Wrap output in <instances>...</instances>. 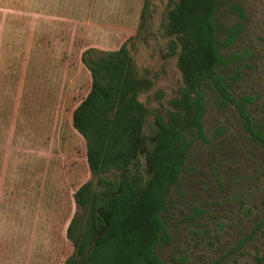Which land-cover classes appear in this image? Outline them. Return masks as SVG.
Wrapping results in <instances>:
<instances>
[{"label":"trees","instance_id":"16d2710c","mask_svg":"<svg viewBox=\"0 0 264 264\" xmlns=\"http://www.w3.org/2000/svg\"><path fill=\"white\" fill-rule=\"evenodd\" d=\"M2 1L7 7L0 11L6 17L0 24V264L45 263V244L26 247L25 233L33 217L38 231L33 238L45 240V223L57 217L46 221L47 214L58 213L62 204L60 155L66 135L56 117L63 113L60 82L78 71L88 76L87 90L65 107V131L83 140L88 177L71 192L73 210L62 228L73 248L63 264H170L155 247L167 240L162 212L193 143L190 137L202 135L204 85L211 82L235 106L244 128L264 148V133L217 71L227 59L217 50L216 0H168L165 32L177 53L181 84L168 100L167 118L156 115L150 148L143 130L146 108L138 98L147 83L136 76L125 43L81 51L70 30L63 42L54 41L40 26H77L71 22L80 14L56 8L60 0H49L55 1L52 6L48 0ZM147 10L143 0L138 32ZM16 18L27 21L21 35L8 24Z\"/></svg>","mask_w":264,"mask_h":264},{"label":"rangeland","instance_id":"374dc122","mask_svg":"<svg viewBox=\"0 0 264 264\" xmlns=\"http://www.w3.org/2000/svg\"><path fill=\"white\" fill-rule=\"evenodd\" d=\"M54 2L47 1L51 6ZM142 3L143 0H60L56 8L80 14L71 22L77 26L70 28L69 22L57 27L51 22L40 26L46 27L54 41L63 42L70 30L74 45L81 51L92 45L107 50L126 44L136 76L147 83L138 98L146 108L143 130L146 147L150 148L148 140L158 127L156 115L167 118L168 100L177 95L181 76L177 53L170 50L171 38L165 32L171 3L148 0L145 26L138 32ZM6 7L0 0V11ZM5 19L0 16V24ZM214 21L218 27V53L227 59L217 71L264 133V0H216ZM26 22V18H16L8 24L21 35ZM230 31L234 34L225 44ZM60 83L63 113L56 117L62 121L63 135L71 140L67 142L66 136L61 140L62 204L57 207L59 214H47L46 221L57 217L52 224L45 223V240L33 238L38 231L32 217L24 241L31 248L45 244L44 264H63L71 253L72 244L62 227L73 210L72 189L88 177L83 140L70 135L69 130L66 133L64 114L69 103L72 107L86 93L88 76L78 71L70 78L64 75ZM203 96L202 135L194 133L190 137L193 143L162 212L167 240H160L155 251L170 264H264V148L244 128L235 106L223 100L211 82L203 86ZM141 161L144 164V156Z\"/></svg>","mask_w":264,"mask_h":264},{"label":"crops","instance_id":"0c3cea01","mask_svg":"<svg viewBox=\"0 0 264 264\" xmlns=\"http://www.w3.org/2000/svg\"><path fill=\"white\" fill-rule=\"evenodd\" d=\"M26 46H29V45H26ZM39 54V53H38Z\"/></svg>","mask_w":264,"mask_h":264}]
</instances>
